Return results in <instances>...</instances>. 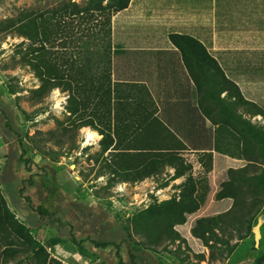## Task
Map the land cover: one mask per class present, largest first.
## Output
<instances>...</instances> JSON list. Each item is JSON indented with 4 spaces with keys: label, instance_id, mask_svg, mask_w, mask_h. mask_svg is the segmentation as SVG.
Here are the masks:
<instances>
[{
    "label": "rangeland",
    "instance_id": "obj_1",
    "mask_svg": "<svg viewBox=\"0 0 264 264\" xmlns=\"http://www.w3.org/2000/svg\"><path fill=\"white\" fill-rule=\"evenodd\" d=\"M65 1L82 4L85 0H0V110L5 111L13 130L4 125L0 113V191L16 219L2 216L8 235L0 233L1 244L13 240L14 232L21 234L22 248H30L23 255L31 254L35 247L40 252L37 257L41 264H116L114 246L101 248L93 241L118 243L124 238L120 253L125 264H264V201L252 221L251 232L247 234V222H243L227 226L224 233H219L228 244L213 238L206 244V239L191 233L198 219L211 218L232 206L231 197L217 199L215 193L223 182L239 176L230 169L248 164L244 156L239 157L242 141L235 128L224 125L217 129L215 150L211 152L179 151L172 139L165 141L191 165L181 181L176 182L178 178L173 177V168L168 165L152 170L150 176L140 180L149 161L136 157L131 170L125 171L120 165L116 171L119 180L128 178L130 182L115 183L109 173L114 169L112 163H117V158L119 163L125 160L116 153L117 147L107 154L100 141H94V131L101 128L98 116H94L93 125L78 128L81 122L92 120L89 110L69 113L68 92L59 88L44 97L36 91L39 78L19 59L21 52L27 51L29 40L19 35L18 28L24 17L30 20L40 12L49 13ZM9 23L13 25L8 26ZM97 43L93 40L88 47L82 45L74 50H81L83 62L87 54L90 64L94 62V69L99 71L104 58L99 57L102 48ZM262 96L264 100V93ZM235 112L264 129V101H239ZM84 128H88L90 137ZM153 139L146 137L145 143L153 144ZM162 139L168 140L165 136ZM254 143L250 141L252 146ZM137 144L143 141L138 138ZM26 159L30 162L26 163ZM152 160L155 164L162 162L158 158ZM244 174L262 178L264 197V161L253 163ZM187 178L193 181L192 196L200 199L199 208L184 211L186 221L181 224L171 226L163 220L156 221L165 201L180 200L182 190L190 185ZM253 186L243 188V192H249ZM23 196H29L33 206L42 205L60 223H51L48 218L40 221ZM148 207L151 211H146ZM126 244L135 254L134 262ZM230 246H234L232 251Z\"/></svg>",
    "mask_w": 264,
    "mask_h": 264
},
{
    "label": "trees",
    "instance_id": "obj_2",
    "mask_svg": "<svg viewBox=\"0 0 264 264\" xmlns=\"http://www.w3.org/2000/svg\"><path fill=\"white\" fill-rule=\"evenodd\" d=\"M129 1L85 0L82 4L65 1L59 7L51 9L49 13L40 12L30 20L27 19V16L24 17L18 28L19 35L29 40L26 47L27 51H20L22 55L19 59L23 65L29 66L39 78L40 86L36 91L40 93L41 97H44L52 89L59 88L61 91L68 92L67 110L69 113L76 114L81 110L83 112L89 110L88 115L92 117V120L90 122H81L78 128L93 125L94 116H98L101 126L99 132L102 134L100 143L104 151L114 141L110 134V120L113 118V122L117 124L116 110L118 106H122L121 102H112L111 100L112 86L110 81L109 50L111 49V18L113 13L126 8ZM48 19H50V22ZM9 25H13V23H9ZM169 38L180 49L179 51L182 52L187 66L190 67L189 70L192 73L199 93L200 109L213 124L217 125L216 130L225 125L238 131L237 135L242 141L239 157L244 156L248 161V164L243 168L230 169V172L239 176L232 177L230 182H223L221 188L215 193L217 199L227 196L231 197L233 199L231 208L211 218L198 219L196 225L191 229L192 235L206 239V244H208L209 238L228 244L219 233H224L227 230V226L233 227L235 223L241 224L243 222H247V234L251 232L252 221L259 214L261 204L264 201L262 178L260 177L258 180L254 176L244 174L245 169L247 170V167L252 166L253 163L260 160L264 161V129L262 126L251 123L250 120L235 112L238 102L245 100L242 99L238 87L234 86V83L226 78L217 61L209 55L206 47L199 40L180 34H170ZM93 40L100 43L102 50L99 57L104 58L99 71L94 69V62L90 64V58L87 57V54L85 55L86 61L83 62L80 60L81 50H74V48L82 47V45L88 47ZM23 44L24 42H21V45ZM70 45H72L71 48ZM131 87H135V89L139 87L138 91L136 90L137 94L141 96L144 94L149 99L147 101L145 97L141 100H138V97L134 98L133 112L139 115L145 109L148 114L146 117L141 116L136 119L137 125L140 122L142 123V121L150 120V116H152L153 124L162 126L156 116H153L156 112V107L146 88L136 84L131 85ZM223 92H226V96H235L234 100L227 101L225 97H221L220 95ZM114 109L113 116L112 110ZM0 113L4 117V125L10 131H13L5 111L1 109ZM257 113H262V111L257 110ZM160 126L158 130L153 131V136L149 135L154 138L153 144L145 143L148 140L143 139V144L138 145L135 143V151L129 156L132 158L128 163L130 170L134 167L136 157H142L143 160L149 161V168L144 170L140 180L150 176L153 173L152 170H156L162 165H169L174 168V178L183 175L191 167L190 164L183 161L177 149L172 147L171 143H165V141H170L172 135L165 133L167 131L166 128L163 126L162 129ZM105 127L108 129H105ZM114 135L117 138L114 145V149H116L115 147L119 144V136L117 132ZM163 136L168 140L163 141ZM136 138L137 136L134 137V141H136ZM250 141L255 142L253 146ZM20 143H22L21 139ZM142 145L143 148H141ZM23 152H25V149ZM152 158L162 159V162L155 164ZM25 162L28 163L30 160L26 159ZM27 169L29 170L30 167L27 166ZM112 171L116 173L117 170L114 168ZM254 179L257 180V183H254ZM187 181L190 182V185L185 190H182L180 200L176 201L173 198L165 201L163 204L165 207L161 210L158 209L160 212L156 215V221L163 220L171 226L181 224L186 221L184 211L193 212L199 208L200 199L196 195L192 196L195 191L193 181L191 178H187ZM252 185H254L252 190L247 193L243 192V188L251 187ZM19 192L21 194L22 189H19ZM23 199L28 203L32 211L38 214L40 221L48 218L51 223H60L58 218L53 217L42 205L33 206L29 196H23ZM146 211H151V208L148 207ZM2 216L14 219L0 191V225L5 221V219H1ZM13 221H16V219ZM238 227L241 228V225ZM238 230L241 232L240 229ZM172 232L174 233L175 231ZM167 233L170 236V233ZM174 234L171 237H174ZM243 237L241 236V238ZM125 241V238L118 243L115 241L94 240L93 244L101 248H105L108 245L114 246L117 257L116 264H125L126 262L120 253L121 245ZM233 247L230 246L229 251H232ZM126 248L130 260L134 262L135 254L127 244ZM32 249L35 255L40 253L35 247Z\"/></svg>",
    "mask_w": 264,
    "mask_h": 264
},
{
    "label": "crops",
    "instance_id": "obj_3",
    "mask_svg": "<svg viewBox=\"0 0 264 264\" xmlns=\"http://www.w3.org/2000/svg\"><path fill=\"white\" fill-rule=\"evenodd\" d=\"M170 34L199 40L245 100L264 101L261 99L264 93V0H130L126 8L113 13L111 18V100L121 102L122 106L116 110L117 124L113 118L110 120L114 141L105 152L114 151L117 140L114 133L117 132L119 144L115 151L125 160L112 163L111 169L118 171L121 165L129 171L128 163L132 159L129 156L135 151L137 139L146 140L160 126L153 124L152 116L139 125L135 122L148 114L145 109L139 115L133 112L134 98L149 99L137 94L139 87H131L133 84L144 86L149 92L156 107L153 116L161 122L162 129L166 128L165 133L172 135L171 143H175L179 151L215 150L217 125L200 109L190 67L180 49L171 42ZM220 96L227 101L235 98L226 96V92ZM94 133V141L99 142L102 134L99 130ZM109 173L115 183L130 182L128 178L119 180L113 171ZM182 176L175 178L176 182L183 180ZM4 226L0 225V233L8 235ZM14 235L13 240L3 245L0 234V264H41L32 248L31 254L23 255L30 248L23 249L21 234L14 232Z\"/></svg>",
    "mask_w": 264,
    "mask_h": 264
},
{
    "label": "bare ground",
    "instance_id": "obj_4",
    "mask_svg": "<svg viewBox=\"0 0 264 264\" xmlns=\"http://www.w3.org/2000/svg\"><path fill=\"white\" fill-rule=\"evenodd\" d=\"M86 131H87V133H86V136H88V137H90L89 135V130L88 129H86Z\"/></svg>",
    "mask_w": 264,
    "mask_h": 264
}]
</instances>
